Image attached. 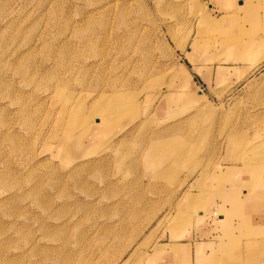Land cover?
<instances>
[{
	"label": "rangeland",
	"instance_id": "rangeland-1",
	"mask_svg": "<svg viewBox=\"0 0 264 264\" xmlns=\"http://www.w3.org/2000/svg\"><path fill=\"white\" fill-rule=\"evenodd\" d=\"M240 1L0 0V264H264L204 213L264 188V12Z\"/></svg>",
	"mask_w": 264,
	"mask_h": 264
},
{
	"label": "crops",
	"instance_id": "crops-1",
	"mask_svg": "<svg viewBox=\"0 0 264 264\" xmlns=\"http://www.w3.org/2000/svg\"><path fill=\"white\" fill-rule=\"evenodd\" d=\"M220 4L221 13L231 12L229 8L225 6V0H218ZM264 0H244L240 1V8L243 12L248 14V9L253 10L255 7L257 14H262L264 12ZM222 15V14H221ZM218 77L222 70H218ZM245 184V180L243 181ZM247 189H242V195L238 192H224L220 196V199L215 207H209L204 210L206 214V220L209 221L212 213H217L220 215L216 219V233L213 239L217 240V244H229L231 241L238 243L242 246L241 251H245V245L250 242H263L264 241V188L260 185H245ZM238 193V194H237ZM249 193H253L249 196ZM234 217H236L235 220ZM227 226L224 232H220L221 226ZM251 226L255 232L242 233L241 227ZM246 228V227H245ZM237 231V232H236ZM247 234L252 235L251 238H247ZM212 238V237H211ZM246 255V253L244 252Z\"/></svg>",
	"mask_w": 264,
	"mask_h": 264
},
{
	"label": "bare ground",
	"instance_id": "bare-ground-1",
	"mask_svg": "<svg viewBox=\"0 0 264 264\" xmlns=\"http://www.w3.org/2000/svg\"><path fill=\"white\" fill-rule=\"evenodd\" d=\"M92 45V44H91ZM128 58V57H127ZM119 83V82H118ZM112 85V84H111ZM109 86V85H108ZM110 87V86H109ZM118 90V89H117ZM119 92V91H118ZM128 93V92H127ZM111 95H114V94H106V93H102L99 97H98V100L95 102L96 103V107L97 108H99L100 110H101V112L102 111H104V109H106L107 111H108V113L109 114H111L113 111H114V109H115V107L116 106H120V105H122L123 103L121 102V99H118L117 97H114V98H112L111 100H109L108 102L106 101L107 99H109L110 97H111ZM127 95V94H126ZM125 94H123L122 95V97H124V98H127V96H126ZM135 95V94H134ZM118 96H121V95H118ZM106 101V102H105ZM115 101H118V102H115ZM103 103V104H102ZM102 104V105H101ZM100 105H101V107H100ZM122 109V111H126V107H123V108H121ZM106 114V113H105ZM106 121H107V119H105ZM97 124H99V125H101L102 123H97ZM87 133V132H86ZM172 134V133H171ZM70 135H71V133H70ZM170 135V134H169ZM173 135V134H172ZM155 136V135H154ZM163 136H166V135H163ZM168 136V135H167ZM162 137V136H161ZM170 136H168L167 138L168 139H170L169 138ZM158 138V137H157ZM159 138H160V136H159ZM163 138V137H162ZM153 140H155V138L153 139ZM159 140H161V139H159ZM165 140V139H164ZM157 144H161L160 146H162L163 148L164 147H166V141H161V142H156ZM164 146H163V145ZM148 152V150H146V153ZM145 153V154H146ZM149 153V152H148ZM147 153V154H148ZM155 154V153H154ZM157 154V153H156ZM159 154V153H158ZM150 156V155H149ZM149 158V157H148ZM148 158H147V160H148ZM182 158V157H181ZM150 159V158H149ZM153 159V158H152ZM151 159V160H152ZM213 215L212 216H210V218L211 217H216V216H218V214L217 213H212ZM216 253L219 255V251L218 250H216ZM88 264V263H87Z\"/></svg>",
	"mask_w": 264,
	"mask_h": 264
}]
</instances>
